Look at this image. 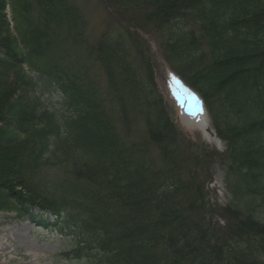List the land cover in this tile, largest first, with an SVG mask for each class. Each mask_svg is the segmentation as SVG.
Instances as JSON below:
<instances>
[{
	"label": "trees",
	"instance_id": "trees-1",
	"mask_svg": "<svg viewBox=\"0 0 264 264\" xmlns=\"http://www.w3.org/2000/svg\"><path fill=\"white\" fill-rule=\"evenodd\" d=\"M107 3L129 27L164 33L165 59L200 88L227 143L224 154L209 156L225 167L233 196L219 209L226 228L213 227L203 169L194 162V171L187 170L193 153L150 85L146 43L122 25L89 41L72 0H0V16L8 9L13 23L0 55L15 62L23 85L37 94L11 100L6 110L20 122L0 127V198L22 208L38 203L56 217H82L80 224L63 219L75 229L68 257L76 264H264L253 256L264 259V65L249 64L264 56V0ZM77 47L101 65L117 103L128 94L142 109V139L120 137L109 115L110 95L82 63L64 64ZM120 78L124 88L118 90ZM55 88L60 101L51 98ZM12 91L0 89V113ZM72 162L70 175L58 173Z\"/></svg>",
	"mask_w": 264,
	"mask_h": 264
},
{
	"label": "rangeland",
	"instance_id": "rangeland-1",
	"mask_svg": "<svg viewBox=\"0 0 264 264\" xmlns=\"http://www.w3.org/2000/svg\"><path fill=\"white\" fill-rule=\"evenodd\" d=\"M72 1L81 11L87 24L88 40L93 43H96L98 39L101 38L102 34L109 29L111 31L115 29L118 30L117 27L122 24L119 22L121 18L107 4V0ZM7 14L8 16H6ZM7 14L0 16V41L4 44H8L12 36L10 24L12 16L10 11H8ZM149 28L156 30L153 26ZM134 30H137L136 32L139 34L140 38L146 43V57L151 60L150 63L154 80L151 82L149 81L150 85L163 99L171 123L177 130L179 138L184 141L183 143L186 144V148H189L190 152L193 153V158L190 156L188 160L187 170L190 169V173L194 171V167L196 166L194 162H197V165L203 169L204 178L200 181V184L204 186L206 210L211 213L213 211L216 212L213 216L212 225L217 231H220V229L226 228L227 223L225 219L219 215V209L229 206L233 202V196L227 187L225 167L217 157L210 158L209 156L215 153H217V155L224 154L227 149V143L214 131L212 121L208 115H206V121L220 140L221 146L207 139L205 137V132L202 130L200 131L198 126H194L193 122H188L181 117L183 102L178 95L179 89L181 87L189 88L197 95L198 100L200 99L202 101L200 94L197 92V89L200 88L193 87L191 82L186 78H182L188 84L187 85L184 81L172 74L171 69L164 60V52L162 51V46L166 37L164 33H158L157 30V32H147L138 28ZM68 54L69 59L63 60L66 66L73 61L82 63V65L89 69L90 77L94 83L100 86L107 95H110L112 91L110 89L111 85L100 64L95 63L93 60L85 59V55H82L78 47L72 49L71 52L68 51ZM63 57L68 58V56ZM34 59L39 60L37 57H34ZM246 62L241 65H248V60ZM253 62L260 66L264 65V56L251 60L249 64H255ZM61 63L62 60L59 61V64ZM14 64L15 62L13 60L6 59L0 55V89H2V86L3 89L7 86L9 91L13 88L11 96L7 99L9 102L2 103L4 110L0 113V127H5L6 129L8 128L6 123L10 121L14 123L20 122L17 118L13 117L12 109L8 112L6 111L10 101H16V98L24 101L26 97H37L36 92L32 88L23 85L22 79L18 76V73H16ZM32 75L38 78V74L32 73ZM173 79L176 81L172 82ZM44 81V86H46L48 90L51 89L50 85L46 84L47 78H45ZM177 81L179 83L174 85ZM116 86L118 90L124 88L122 78L118 79ZM55 89L57 93H54V97L52 96L51 98L53 101H55V98L60 101L62 94L57 88ZM123 94H125V91ZM109 97L111 99L109 104V115L120 137H125L132 133L131 137L134 138V140L142 139L145 132V122L143 121L145 116L142 109L135 107L134 99L130 98L128 94L122 97L121 104L117 103L118 101L113 94ZM202 103L204 105L203 101ZM124 116H126V119ZM128 124L129 129H127ZM150 149L155 152L154 156L159 162V152H156L158 151L157 147L151 145ZM206 152L210 154L205 155ZM187 153L188 151L185 152V154ZM73 165L74 163L72 162L69 168H64L65 170L63 172L58 173L60 175H70V168L73 167ZM43 218L48 221L49 227L40 228L38 226V222ZM67 218L69 220L73 218L71 222H78V224L82 223V217L78 216L76 213H72V215L70 213ZM67 218L62 216L56 217V214L44 210L42 205L38 203H30L29 206L22 208L16 207V205L8 199L0 198V264H76L68 257V254L71 252L70 245L75 235V229L73 227H67V225L63 223V219L66 221ZM5 247H9V250L3 251ZM257 255L258 254L253 255L255 259L264 260ZM35 256H40V261H35Z\"/></svg>",
	"mask_w": 264,
	"mask_h": 264
},
{
	"label": "bare ground",
	"instance_id": "bare-ground-1",
	"mask_svg": "<svg viewBox=\"0 0 264 264\" xmlns=\"http://www.w3.org/2000/svg\"><path fill=\"white\" fill-rule=\"evenodd\" d=\"M184 105L182 106L183 110L181 109V117L186 119L188 122H193L194 126H198L199 130L205 132V137L209 139L211 142L215 143L218 146H221L220 140L215 135L214 131L208 125L206 121V114L204 109L200 104L197 103L195 100L193 104H187L185 100H183ZM9 247H5L3 251H8ZM40 256H35V261H40Z\"/></svg>",
	"mask_w": 264,
	"mask_h": 264
},
{
	"label": "snow or ice",
	"instance_id": "snow-or-ice-1",
	"mask_svg": "<svg viewBox=\"0 0 264 264\" xmlns=\"http://www.w3.org/2000/svg\"><path fill=\"white\" fill-rule=\"evenodd\" d=\"M185 91L187 92V89H185ZM193 98H195V97L193 96Z\"/></svg>",
	"mask_w": 264,
	"mask_h": 264
}]
</instances>
